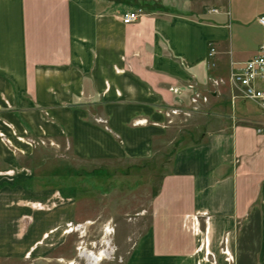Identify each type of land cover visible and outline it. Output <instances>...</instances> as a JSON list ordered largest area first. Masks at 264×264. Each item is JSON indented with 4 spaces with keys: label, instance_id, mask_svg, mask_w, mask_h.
<instances>
[{
    "label": "crops",
    "instance_id": "obj_1",
    "mask_svg": "<svg viewBox=\"0 0 264 264\" xmlns=\"http://www.w3.org/2000/svg\"><path fill=\"white\" fill-rule=\"evenodd\" d=\"M134 11L131 25L117 19ZM259 17L264 0H0V111L47 113L83 159L144 156L167 135L169 113L195 112L191 97L201 109V95L231 93L230 64L264 44ZM81 96L95 102L74 108ZM226 129L175 152L128 264H203V239L182 226L205 216L216 264L224 234L234 264H264V135ZM55 219H37L28 248ZM1 230L4 256L17 242Z\"/></svg>",
    "mask_w": 264,
    "mask_h": 264
},
{
    "label": "rangeland",
    "instance_id": "obj_2",
    "mask_svg": "<svg viewBox=\"0 0 264 264\" xmlns=\"http://www.w3.org/2000/svg\"><path fill=\"white\" fill-rule=\"evenodd\" d=\"M223 86L228 87V82ZM225 92L214 100L207 93L201 95V109L191 97L190 110L193 107L195 112L169 113L164 139L148 146L144 156L121 159L79 157L70 138L49 129L52 122L45 112L28 119L15 111V104L0 111V229L7 239L23 242L3 252L0 264H128L137 239L151 224L150 204L160 194L176 151L226 128L249 127L264 135V113L259 107L240 98L232 102L231 93ZM87 98L81 96L74 108ZM40 119L38 126L35 122ZM97 121L107 127L106 120ZM42 217L56 218L55 225L48 222L40 244L28 248L37 240L28 243V232ZM196 218H187L183 230L203 239L202 263L216 264L209 252L208 216L200 217L199 224ZM228 246L224 234L217 244V256L225 264H234ZM38 248L46 252L41 256ZM85 254L99 261L89 262Z\"/></svg>",
    "mask_w": 264,
    "mask_h": 264
},
{
    "label": "built area",
    "instance_id": "obj_3",
    "mask_svg": "<svg viewBox=\"0 0 264 264\" xmlns=\"http://www.w3.org/2000/svg\"><path fill=\"white\" fill-rule=\"evenodd\" d=\"M139 18V12H128L120 17V22L128 26L137 22ZM257 23L264 28V17H259ZM213 52L211 49L210 53ZM221 84H223L221 81L215 82L214 87ZM228 86L232 102H235L236 98L252 102L264 113V44L259 46L252 59L240 64H230ZM196 100L197 98L193 99L192 103L196 104Z\"/></svg>",
    "mask_w": 264,
    "mask_h": 264
},
{
    "label": "bare ground",
    "instance_id": "obj_4",
    "mask_svg": "<svg viewBox=\"0 0 264 264\" xmlns=\"http://www.w3.org/2000/svg\"><path fill=\"white\" fill-rule=\"evenodd\" d=\"M104 255L107 256V255H108L107 252L104 253ZM84 256H85V258L88 259L89 262H97V261H99L97 258H95V257L92 256V255H87V254H85Z\"/></svg>",
    "mask_w": 264,
    "mask_h": 264
}]
</instances>
